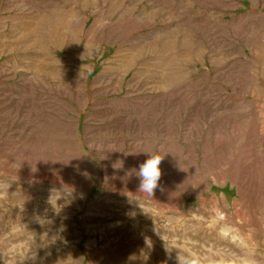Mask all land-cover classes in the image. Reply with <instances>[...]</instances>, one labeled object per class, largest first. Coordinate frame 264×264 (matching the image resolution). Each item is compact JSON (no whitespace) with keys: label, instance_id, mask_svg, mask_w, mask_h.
Returning a JSON list of instances; mask_svg holds the SVG:
<instances>
[{"label":"rangeland","instance_id":"obj_1","mask_svg":"<svg viewBox=\"0 0 264 264\" xmlns=\"http://www.w3.org/2000/svg\"><path fill=\"white\" fill-rule=\"evenodd\" d=\"M178 256L264 264V0H0V264Z\"/></svg>","mask_w":264,"mask_h":264},{"label":"clouds","instance_id":"obj_2","mask_svg":"<svg viewBox=\"0 0 264 264\" xmlns=\"http://www.w3.org/2000/svg\"><path fill=\"white\" fill-rule=\"evenodd\" d=\"M149 158L140 164L137 176L140 179L139 191L152 197L154 191L159 186L161 179V162L163 156L158 153H149ZM178 264H195L190 258H181L178 256ZM244 264H256L255 260H245Z\"/></svg>","mask_w":264,"mask_h":264}]
</instances>
